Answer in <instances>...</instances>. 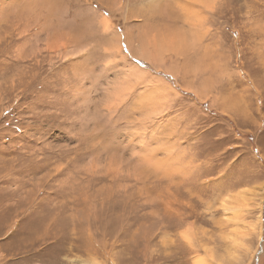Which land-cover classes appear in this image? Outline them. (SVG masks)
<instances>
[{
	"label": "rangeland",
	"instance_id": "rangeland-1",
	"mask_svg": "<svg viewBox=\"0 0 264 264\" xmlns=\"http://www.w3.org/2000/svg\"><path fill=\"white\" fill-rule=\"evenodd\" d=\"M156 1L0 0V264H264V0L202 5L160 65L127 32L193 0Z\"/></svg>",
	"mask_w": 264,
	"mask_h": 264
},
{
	"label": "bare ground",
	"instance_id": "bare-ground-1",
	"mask_svg": "<svg viewBox=\"0 0 264 264\" xmlns=\"http://www.w3.org/2000/svg\"><path fill=\"white\" fill-rule=\"evenodd\" d=\"M54 1L56 2V0H54ZM214 1H216V0H210V2H209V0H193L192 3L188 2V4L186 2H183L185 7L180 9L181 14L178 15V13L180 11L178 13H176L181 19H184V20H181V21H183V22H181L183 24L182 26L177 25L180 22L175 24V23H173L171 18H169L170 17L169 15H172V13H171L172 10H170V11H167L165 13L166 18H167L166 21L164 20L165 19L164 17L162 19L161 18L158 19V21H160L159 25L157 24V21H154V22H156V24H153V23L147 21V23L144 25V28L147 30L142 29L139 31V33L137 35H133L131 32L128 31L127 37H130L129 38V47L131 48L132 53L136 54L138 56H141V57H145L153 63H159L160 61H163L162 57L164 58L166 56L168 49H170V50L180 49L181 50L183 46L184 47L186 46V44L188 46V43H190L192 45V47H195V44H197V42L202 43L201 42L202 36L206 33V31L204 29V27H205L204 21L206 19V16H205V13L203 11L202 5H204L205 7H209L210 4L212 5L214 3ZM28 3L31 4L32 2L31 3L28 2ZM179 3H180V0H177L175 2V6L178 8H179ZM157 5H158L157 1L153 0V12L150 15H147V18H148L147 20H153V19H155V16L157 17V12L155 10V8H157ZM36 7H37V5H36ZM136 9H138V8H136ZM168 9H169V6L166 8V10H168ZM134 11H136V10H134ZM134 11H133V13H134ZM105 19H106V21H103L104 31L109 30V29H110L109 30L110 32L115 31V29H117L118 26L114 25L112 21H109V19H107V18H105ZM161 21H163V22H161ZM171 23H173V24H171ZM151 25L170 27L168 30V33H170L171 35H165L166 32H164V33L160 32L157 28H154ZM127 29L130 30L129 28H127ZM133 31H135V30H133ZM153 32H155V33H153ZM106 33H108V31ZM168 33H166V34H168ZM112 34H113V32H112ZM190 34H192V35H190ZM111 37H112V35H111ZM112 40H113V42L110 43V45L106 48V51H108V54H109L108 56L110 57V59H112V61H113V59L116 60V58L120 57L121 59H123L125 61V63H127V62L129 63V69H127L128 71L125 73L124 79L125 80H135L137 82L141 81L142 79H145L146 78L145 75H149L148 72L139 68L136 64L129 61L128 56L125 55L120 48L119 36L114 35V39H112ZM191 49H189V51H191ZM178 51L179 50H177V52ZM189 51H188V53H189ZM175 54L177 55V53H175ZM159 65H160V63H159ZM162 65H164V64H162ZM142 83H143L142 85H144L145 91L140 94L139 98L144 99V100L149 99L150 104L146 107V111H150V112L155 113L157 110L160 109V106L163 103V98H164L163 92H165V91L167 92L168 90L170 91V86L165 84V83L158 82L160 84L153 85V87H151L152 85L147 87V85L150 83L145 82V81H143ZM119 96H120V93H117L116 100L119 98ZM168 96H171V94H169ZM111 102L113 104H116L114 97H112ZM110 170H112V168H110ZM115 170H113V171H115ZM237 200H239V199H236V201ZM226 210L227 211L230 210V207H228ZM244 238H245V236H244ZM90 264H102V263L97 261V260H92V262ZM195 264H204V262L202 260H196Z\"/></svg>",
	"mask_w": 264,
	"mask_h": 264
}]
</instances>
